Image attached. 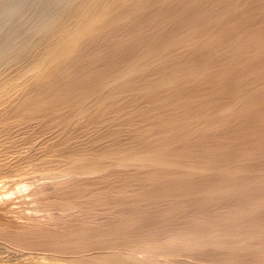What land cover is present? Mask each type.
<instances>
[{"label":"rangeland","instance_id":"rangeland-1","mask_svg":"<svg viewBox=\"0 0 264 264\" xmlns=\"http://www.w3.org/2000/svg\"><path fill=\"white\" fill-rule=\"evenodd\" d=\"M96 4L99 6L97 7ZM96 4L91 0H0V28L2 29H0V54L2 55V57L0 55V62L3 60L5 64L7 63V66L4 67L2 66L4 63H0V66L3 67L0 68V74L4 73L5 77L13 73L16 68L18 71H24L25 69L22 68H25L28 63L30 65L32 62L42 59L43 53L45 55L46 49H49L46 46H52L51 43H55L59 35L62 36L65 31L64 26L67 30L69 27L71 29L89 5L94 9L95 7L97 9L100 7L108 9L109 7V12L110 10L112 12L109 13L106 9L108 23L113 18L109 16H122L111 19L113 25L107 23L104 28H109L102 30L100 32L102 35L98 36L101 40L97 36L95 37L100 41H93L92 38L88 40L90 46L86 45L88 41L83 43L84 45L82 44L81 49L87 48V51L81 50L85 54L82 57L80 54L83 53L80 52L77 56L81 57L83 61L77 57L70 63V65L72 63L75 65L78 60L79 63L77 62L75 66L66 65L67 69H70L69 66L71 67L70 71L67 70L68 72L66 67H64L65 70L63 68L65 65L61 66L62 68L59 67V70H62L59 73L57 71L60 79L57 78L58 80L54 81L58 77L56 74L57 76L52 78L53 81L49 80L52 82L49 83L50 85L47 84L48 80L41 84H38V81L35 83L30 81V85L25 83L26 81H24L25 84L22 83L24 88H20V90L25 91H20L23 95L20 94L19 97H23L20 99L23 104L28 105L27 107L32 103L31 106L34 108L39 101L45 100L44 110L42 101V104L37 106V109H40L36 111H42L41 114H34L37 116L33 115V118H26L23 123L19 122L15 130L7 128L4 131L0 127V160L5 156V160H3L6 163L10 162V167L3 169L7 170L6 173H0V200L3 199L0 209L2 207L8 209V211L5 209L0 211V222L2 223L0 225H4L0 229V264H25L31 257L29 256L30 252H33L37 258L40 257L38 254L51 256V252H53L51 250H53V246L57 247V241L53 240L52 245L48 244L43 236L39 240L35 233L38 236L42 235L41 232L44 235L55 234L56 240H59L65 233L66 236H71L73 231L82 233L83 242L75 241L81 247H77L78 245L74 244V241H72V245L71 242L69 245L66 243V247H70L68 250L71 252L73 249V252H69L68 256L67 253L64 254L68 259H61L71 262L70 257H74V261L77 258L81 259L77 254L83 255V258H88L90 255L95 259L100 251V256L106 254L105 252L114 253V250L117 249L110 250V248H116L115 241L118 239H120L119 242H123L125 232H127L126 235L128 234L124 237L126 240L127 237L134 239L148 233V237L153 235L152 239L156 243L163 240V237L169 236L167 235L169 233L174 235L180 231H189L187 225L193 226L191 231H194L195 228V232H199L196 230L199 228H196L195 225L196 223L198 225L200 220L196 222L195 216L197 219H201V225L199 224L201 229L206 226V232L205 230L202 232L207 233L216 228L225 233L229 232L231 236L225 245L219 248L210 246L194 252L185 250V252L176 253V255L173 254L172 249L167 248L172 252L170 253L165 248L167 252L164 253H167V258H170L166 259L168 263L170 261L171 264H264V0H98ZM102 5L106 7H102ZM110 6L114 9H111ZM8 8H10V12L3 13L4 9ZM97 9L96 11H99ZM69 23L72 26H69L71 25ZM61 30L64 31L61 32ZM51 37L53 38L51 39ZM54 38L57 40L55 41ZM29 40H33L35 44ZM90 40L95 43L93 44ZM27 42L31 43L33 47L31 44L30 48L29 44L25 45ZM23 46L25 50L23 48L21 51ZM12 48L13 53L11 52ZM19 48L21 49L17 50ZM12 55L18 57L14 59ZM135 61L136 64L143 62L146 67L143 63L142 65L138 63L137 66H140L137 68ZM132 62L134 63L132 64ZM140 67L143 69L138 70ZM127 68L129 71L126 70ZM63 70L67 73H64ZM125 70L130 74L121 78L120 75L124 74ZM3 76L1 77L4 78ZM115 77H118V81ZM114 78L115 81H113ZM101 83L102 86H100ZM108 83L110 85L113 83L112 88L108 87ZM64 89L67 90L64 91ZM91 91L96 92H92L89 96ZM83 94L88 95L83 96L84 100L76 99V101H80L77 103L82 105L81 110L83 111H79L81 107L76 108L75 106L78 104L74 106L75 95L78 98V95ZM106 94H112L113 98L108 95V101L105 97ZM50 95H56L58 99L53 96L54 100H52L53 97L51 96L50 99ZM94 97L98 101L101 99L103 101L105 98V101H100L101 104L96 103L97 101L93 100ZM36 99L39 101L36 102ZM18 101L20 100L18 99ZM92 101L94 103H91ZM33 102L37 104H33ZM68 102H71L72 105H68L70 104ZM83 102L84 104H82ZM23 104H20L21 107H24ZM63 105L65 108L62 111L59 110ZM55 108H58L57 113L59 114L55 115L62 119L56 116L57 120L55 117L53 119L54 113L51 110L57 111ZM219 111L220 113H218ZM74 112L77 114L75 115ZM61 113L65 116H61ZM68 118L70 121L73 119L74 122L71 121L72 124L71 122L68 124ZM63 120L64 122L68 121L67 124L63 123ZM8 144H11L10 149ZM134 150L138 156L135 155ZM8 151L15 152L17 160L13 154L10 156ZM26 152L28 153L26 154ZM143 152L145 154L149 152V155L155 156L160 164L155 161L157 164L155 165L153 161L145 159L146 162H151L150 166L144 163L145 167L139 163L140 166H143L140 167L138 164L136 167L134 166L135 168L131 166L113 167V165L116 166V160L118 161L114 158L116 155H120L121 157L118 158L121 159L124 155L125 158L132 159L134 155L139 158L144 154ZM139 153L143 154L139 156ZM78 154L83 155L82 157L85 156L83 158L85 161H88L89 158L95 159H89L90 162L92 160L91 163L104 159L105 161L102 160V163L97 162V166H103L105 172L102 167H98L100 170L102 169V173H97L99 175L96 174V176L90 175V178L83 176L81 179L80 177L75 178L76 180L73 178L70 181L71 178L66 179L65 177L63 179L70 181L69 183L66 181L67 185L65 180L62 181V178L58 177V180L60 179L65 184L61 182V185L63 184L65 187H62L63 185L59 187L60 183L54 176L61 172L58 170L65 169L64 167L70 162L68 159L71 160V156L77 158ZM145 154L143 156L147 157L148 155ZM131 155L132 157H130ZM62 157H66V160H63ZM107 157L111 158L108 159L109 162L114 158L115 160H112L111 163H116L108 164ZM142 157L140 158L142 159ZM56 158H59L58 161ZM48 160L54 165L48 164ZM72 160H75V157ZM13 161L16 165H12ZM55 163L59 164L56 165L57 167L66 164L64 167L61 166V169L58 167L57 170ZM104 164L112 165L113 168L106 166V170ZM45 170H47L46 172L50 170L48 173L51 176L49 175V177L53 175L54 180L46 179ZM53 170L58 171L55 172L56 175L50 173ZM44 174L45 176H43ZM52 180L55 181L53 185L51 184ZM56 182L58 183L56 184ZM32 183L34 185H30ZM44 183L47 188L49 187L48 189H43ZM55 185L57 190L53 189V192L50 188ZM61 188L64 194L60 191ZM34 189L35 191L40 190L36 193ZM57 193L60 194L56 195ZM61 200L68 203L69 209L70 206H73L72 209L75 211L71 209L68 211L69 209L65 208L64 214L61 213L63 211L59 203ZM105 202H107L106 206L103 204ZM3 203L6 206H3ZM10 205L12 206L10 207ZM12 207H14L13 210ZM38 209L39 213H37ZM161 210L166 214L161 213ZM6 212L10 213L6 215ZM170 212H173L174 215L170 214L169 216ZM34 213L49 215V221L45 222L48 216L44 217L45 220H40L42 216L39 215V217ZM128 213H133L134 218L137 215L138 221L143 219V222L138 224L137 218L135 221L133 216ZM159 213L162 215L160 216ZM177 213L179 217H173V219L172 216H176ZM51 215L55 220L58 217V221L51 220ZM163 215L167 216L162 217ZM8 216L10 217L8 218ZM141 216L145 218H140ZM12 217H14L13 220ZM222 217L225 218L221 220ZM154 218H158V221L160 218V223L166 224L168 232L164 227L166 235L164 234L162 239L158 238H161L162 231L159 230L160 233L157 231L160 224ZM161 218H164L165 221H162ZM167 218L168 222H166ZM60 219L66 220L64 221L65 228ZM144 219H149L150 223L157 221L152 225L153 227L156 224L154 230H151V224ZM126 220H128L127 224ZM144 221L150 224L148 225L146 222L151 229ZM202 221L209 224H203ZM163 223L161 226H164ZM21 227L22 232L25 231L22 234L19 230ZM39 227L40 229H38ZM138 227L144 228L145 233ZM210 227L213 229L208 230ZM134 228L138 233L140 231L142 233L138 234ZM146 228L149 230L147 231ZM110 229L113 230V234ZM114 229L125 232L121 236V233L117 230L120 235L117 234ZM10 230L11 232H9ZM130 230L138 236L136 237L134 233L135 237H131L129 234L133 232L128 233ZM155 230L159 235L155 233ZM114 231L119 237L114 235ZM16 233L17 235H14ZM150 233L151 235H149ZM18 234L21 235L22 244L17 243V240L20 242V238L16 239ZM22 235L26 238H22ZM146 235L145 237H147ZM115 237L118 238L115 240ZM141 237L139 239L143 241L144 239ZM23 239L33 243L38 241L34 245L37 250L34 251L35 248H32L33 250L24 248V250L20 246L23 245ZM129 239L128 242L139 240ZM107 243H112L113 247H110L111 245L107 247L109 245ZM98 244L101 246L97 247ZM75 245L80 250L84 245L86 247L82 249L84 253L81 252L82 250H78L79 253L76 252L77 254L74 255L76 248L72 247L71 249V246ZM122 246H117L119 249L117 251H121ZM88 247L91 250L87 249ZM105 248L107 251L103 250ZM3 249L6 251L4 252ZM39 249L45 251L40 250V252ZM48 249H51V252ZM158 249L156 250L159 251ZM162 249L165 251L164 248ZM162 249L160 248L158 254L155 252L156 250L152 251L153 255L156 253L159 256L156 260L161 258ZM117 251L116 253H118ZM124 253L126 252L121 251L122 255ZM170 254L175 256L169 257ZM157 255L153 258L158 257ZM91 257L89 259L92 260ZM164 257L166 256H162L160 260H164Z\"/></svg>","mask_w":264,"mask_h":264},{"label":"bare ground","instance_id":"bare-ground-1","mask_svg":"<svg viewBox=\"0 0 264 264\" xmlns=\"http://www.w3.org/2000/svg\"><path fill=\"white\" fill-rule=\"evenodd\" d=\"M92 1V3L94 2L95 4H96V2L98 1V0H91ZM96 1V2H95ZM100 1V0H99ZM102 1V0H101ZM91 4V3H90ZM92 5V4H91ZM91 5H89V7L85 10V12L83 13V15H82V17H79L78 19H77V21L76 20H74V21H76L74 24H73V26H72V24L71 23H69V24H71V25H69V26H72V28L70 29V27L68 28L69 30H67L66 28H64V27H66V26H64L63 27V29L65 30H61V32H63L64 31V33H62V36L61 35H57L58 36V38H57V36H56V38L58 39H56L55 40V38H54V40L56 41L55 43H51V45L52 46H46V48H49V49H46L47 51H46V54L44 55V51L42 52L43 53V58L42 59H38L37 61H35V62H32L31 61V59H30V61L32 62L30 65H29V63L27 64V66L25 67V68H22V69H25L24 71H18V69L16 68V70H14L13 71V73H11L9 76H6L5 77V75H4V73L1 75V76H3L4 78H2L1 76V79H0V127H1V129L2 130H6L7 128H13L14 130H15V128L18 126V124H19V122H21L22 121V123H23V121H26L25 119L26 118H33L32 116L34 115V114H37V113H42V111H36V110H39L40 108H38L37 109V106H38V104H42V102H43V110H44V104H46V103H44L45 102V100H41V101H39V100H37L36 99V102L37 101H39L38 102V104L37 103H35V102H33V104L35 103V104H37V106L36 105H34V106H36V107H32L31 105H32V103H31V105L29 104V107H27L25 104H23L22 103V98L21 97H19L20 96V94L21 95H23L21 92L22 91H25V90H23L22 89V91L20 90V88H24L23 86H22V83L23 84H25V83H27V84H29L30 85V81H34V83L36 82V81H38L39 83L38 84H41L42 82H44V81H53V79H54V76L57 74L58 75V77H56L55 79H54V81L58 78V79H60L61 77H59V71L61 72L62 70H59V67H61V66H63V65H65V66H63V68L64 67H66V65H70V63L71 62H73L77 57V59H80L81 60V57H79V56H77V55H79L80 54V52H82L81 50H86V49H81V46H83L84 44L83 43H85L86 41H88L89 39H92L93 38V41H100L101 40V38L100 37H98L99 36V34H101L100 32H102V30H107L108 28L106 27V28H104L106 25H107V23H108V20L106 19V17L108 16L107 15V12H106V9H107V7L106 6H104V5H102V7H106L105 9H101V7L100 8H98L97 9V7L99 6V5H97V7H95L94 5V7H95V9L91 6ZM108 6V5H107ZM112 6V5H111ZM110 6V7H111ZM113 7H111V9H112ZM96 9L97 10H99V11H96ZM101 9V10H100ZM108 9H109V7H108ZM107 9V11L109 12V10ZM114 9V8H113ZM96 12H95V11ZM115 11V10H114ZM8 12H10V8H8L7 10H5L4 9V11H3V13H8ZM112 12V10H110V12L109 13H111ZM124 12V11H123ZM118 14V13H117ZM115 15H113V16H109V17H113V18H120V17H122V16H117V17H114ZM108 18V17H107ZM113 18H111V19H113ZM109 20L110 21V23H108V25H113V24H111V21H113V20ZM115 19V20H116ZM117 21V20H116ZM113 23V22H112ZM62 25V24H61ZM60 25V26H61ZM65 25V24H64ZM3 26V25H2ZM56 26V25H55ZM57 28H58V24H57ZM61 28V27H60ZM1 29V28H0ZM2 30V29H1ZM67 30V31H66ZM61 32H60V34H61ZM104 32V31H103ZM1 34V33H0ZM102 35V34H101ZM61 36V37H60ZM97 36V38H100V40L98 39V40H96L97 38H95ZM55 37V36H54ZM60 37V38H59ZM53 37H51V39H52ZM95 39V40H94ZM31 40V39H30ZM29 40V42H31L32 43V41H30ZM92 43H93V41L92 40H90ZM50 42H51V40H50ZM14 43H16L15 41H14ZM31 43H25V45L26 44H29L28 46H29V48H30V44ZM33 43L35 44V42L33 41ZM95 43V42H94ZM93 43V44H94ZM83 44V45H82ZM89 45L90 46V43H89V41H88V43H86V45ZM97 44V43H96ZM99 44V43H98ZM47 45H49V43H47ZM92 45V44H91ZM14 46V45H13ZM17 46V45H16ZM28 46H25V47H28ZM31 46H32V44H31ZM9 47V46H8ZM33 47V46H32ZM86 47V46H85ZM23 48H24V46L22 47V49L21 48H19V49H17V50H20L21 49V51L23 50ZM82 48H84V47H82ZM92 48H94V46H92ZM91 48V49H92ZM11 49V48H10ZM28 49V48H27ZM90 49V48H89ZM88 49V50H89ZM4 50H6V49H4ZM8 50V49H7ZM12 50H13V48H12ZM11 50V52L13 53L14 52V50L12 51ZM16 49H15V51H17ZM24 50H25V48H24ZM20 51V52H21ZM87 51V50H86ZM90 51V50H89ZM94 51V50H93ZM92 51V52H93ZM20 52L17 54L18 56H19V54H20ZM17 53V52H16ZM39 53V52H38ZM83 53V52H82ZM21 54H22V52H21ZM85 54V52L83 53V54H80V55H82V57H83V55ZM1 55V54H0ZM10 55V54H9ZM88 55V54H87ZM13 56V55H12ZM18 56H13L14 57V59H16L15 57H18ZM40 56V55H39ZM39 56H37V58H40ZM86 56V55H85ZM98 56V55H97ZM1 57H2V55H1ZM1 57H0V59H1ZM6 57H7V55H6ZM11 57V56H10ZM13 57H11V58H13ZM21 57V56H20ZM35 57V56H34ZM9 58V57H8ZM93 58V57H92ZM3 59V58H2ZM19 59V58H18ZM35 60H36V58H34ZM86 59V58H85ZM85 59H84V61H85ZM33 60V59H32ZM79 60V61H80ZM95 60V59H94ZM1 61V60H0ZM29 61V62H30ZM77 62H78V60H76ZM81 61H83V60H81ZM89 61V60H88ZM93 61V60H92ZM18 62V61H17ZM76 62V63H77ZM91 62V61H90ZM141 62V61H140ZM1 64H3L4 62H3V60H2V62H0ZM9 63V62H8ZM13 63V62H12ZM75 63V62H74ZM76 63H75V65H76ZM79 63V62H78ZM134 62H132V64H133ZM139 62H137V64H138ZM143 63V62H142ZM142 63H139L140 65H142ZM7 64V63H6ZM5 63L2 65L3 67L6 65ZM16 64V63H15ZM129 64V63H128ZM132 64H130V65H132ZM135 64H136V61H135ZM137 64H136V67L137 68H139V66L140 65H138L137 66ZM144 64V63H143ZM9 65H11V64H9ZM21 65V64H20ZM19 65V66H20ZM71 65H74L73 63L71 64ZM70 65V66H71ZM74 65V66H75ZM88 65V64H87ZM145 65V64H144ZM7 66V65H6ZM16 66V65H15ZM23 66V65H22ZM69 66V68L71 69V67ZM85 66V65H84ZM129 66V65H128ZM3 67H1L0 66V68H3ZM17 67V66H16ZM78 67V66H77ZM141 67H143V66H141ZM140 67V69H138V70H142L143 68H141ZM145 67H146V65H145ZM6 68V67H5ZM62 68V67H61ZM82 68V67H81ZM137 68H134L135 70H137ZM70 69H67V67H66V71L68 70V71H70ZM75 69V68H74ZM133 69V70H134ZM20 70H21V68H20ZM64 70H65V68H64ZM64 70H63V72H64ZM123 70V69H122ZM122 70H121V73H122ZM126 70H128V68L126 69ZM126 70L123 72L124 74H122V75H120L121 76V78L122 77H124V76H127V75H129L130 74V72H132V69H130V67H129V70H131L129 73L128 72H126ZM128 70V71H129ZM3 71V70H2ZM8 71V70H7ZM6 71V72H7ZM12 71V70H11ZM57 71H58V73H57ZM64 72V73H67V72ZM82 71V70H81ZM1 72V71H0ZM63 72L61 73L62 75H63ZM72 72V71H71ZM70 73V72H69ZM120 73V72H119ZM118 73V74H119ZM7 74H8V72H7ZM6 74V75H7ZM60 74V75H61ZM56 75V76H57ZM67 76L68 75H70V74H66ZM66 75H64V77H66ZM81 75V74H80ZM117 75V74H116ZM76 76H78V75H76ZM63 77V76H62ZM98 77V76H97ZM119 77V76H118ZM118 77H115L116 78V80H117V78ZM51 78V79H50ZM53 78V79H52ZM68 78V77H67ZM115 78H114V80L113 81H115ZM57 79V80H58ZM98 79V78H97ZM102 79V78H101ZM120 79V78H119ZM56 80V81H57ZM61 80H63V79H61ZM65 80V79H64ZM69 80V79H68ZM99 80V79H98ZM110 80V79H109ZM112 80H111V82H112ZM24 81H26L25 83H24ZM48 82L47 84H49V83H52V82ZM75 81V80H74ZM100 81V80H99ZM118 81V80H117ZM116 81V82H117ZM34 83H31V84H34ZM46 83V82H45ZM103 83V82H102ZM101 83V85L100 86H102L103 84ZM109 83H110V81H109ZM108 83V87H111L112 85H113V83L110 85ZM26 84V85H27ZM46 84V85H47ZM90 84H91V82H90ZM50 85V84H49ZM53 85V84H52ZM55 85V84H54ZM98 85V84H97ZM22 86V87H21ZM62 86H64L63 84H62ZM92 86H93V84H92ZM99 86V85H98ZM104 86H105V84H104ZM103 86V87H104ZM107 86V85H106ZM26 87V86H25ZM44 87H45V84H44ZM43 87V88H44ZM47 88H49V87H47ZM62 88V87H61ZM112 88V87H111ZM255 88V87H254ZM27 89V88H26ZM46 89V88H45ZM51 89V88H50ZM92 89V88H91ZM95 89H98V88H95ZM100 89V88H99ZM106 89V88H105ZM59 90V89H58ZM67 90V89H66ZM65 89H64V91H66ZM71 90V89H70ZM21 91V92H20ZM28 91V90H27ZM34 91V90H33ZM60 91V90H59ZM88 91V90H87ZM92 92H96V91H91V93H90V95L89 96H91V94H92ZM30 93V92H29ZM55 94V93H54ZM61 94V93H60ZM69 94V93H68ZM86 94H88V93H86ZM94 94V93H93ZM26 95V94H25ZM59 95V94H58ZM62 95V94H61ZM61 95H59V96H61ZM73 95V94H72ZM85 94H83V95H78V98L76 97V95H75V101H76V99H79V100H81V99H83L85 96H88V95H85ZM107 95V94H106ZM108 95H110V94H108ZM108 95L107 96H105V97H107L106 99H108ZM112 95V94H111ZM111 95L109 96V97H111ZM52 95H50V99L53 97V96H55V98H57V96L56 95H53L52 97H51ZM80 96V97H79ZM84 96V97H83ZM95 96V95H94ZM98 96V95H97ZM96 96V97H97ZM103 96V95H102ZM96 97H94L95 99H93L94 101L96 100L97 102L96 103H100V101L101 102H104L105 100V98L103 99V101H102V99L100 100V101H98L97 99H96ZM99 97V96H98ZM104 97V96H103ZM21 98V99H20ZM42 97H40L39 99H41ZM101 98V97H100ZM100 98H98V99H100ZM111 98H113V96L111 97ZM18 99L20 100V101H18ZM43 99V98H42ZM46 99V98H45ZM58 99V98H57ZM63 99V98H62ZM24 100H25V98H24ZM52 100H54V97H53V99ZM78 100V101H79ZM84 100V99H83ZM33 101V100H32ZM47 101V100H46ZM56 101V100H55ZM62 101V100H61ZM67 101V100H66ZM71 101V100H70ZM73 101V100H72ZM75 101H73L74 103H75ZM78 101H76V103L74 104V106L76 105V104H78L77 102ZM94 101H92L91 103H94ZM108 101H109V99H108ZM21 102V103H20ZM80 102V101H79ZM86 102V101H85ZM18 103H20V104H23L24 105V107H21L22 105H20V104H18ZM24 103H25V101H24ZM48 103H50V101L49 102H47V104ZM61 103V102H60ZM64 103V102H63ZM68 103H70V104H68ZM67 104L68 105H72L71 104V102H68ZM96 103H95V105H96ZM53 104V103H52ZM62 104V103H61ZM67 104H64L65 106L67 105ZM82 104H84V102L82 103ZM89 104V103H88ZM101 104V103H100ZM49 105V104H48ZM58 105V104H57ZM63 105V107H61V109H59V110H63V108H65V106ZM67 105V106H68ZM40 106V105H39ZM79 106L81 107L80 108V110L79 111H83V110H81L82 109V105L79 103L78 104V106H75L76 108L78 107L79 108ZM88 106V105H87ZM97 106V105H96ZM49 107V106H48ZM52 107V106H51ZM69 107V106H68ZM91 107H93V106H91ZM97 107H99V106H97ZM228 107V106H227ZM233 107V106H232ZM42 108H41V110H42ZM46 108H47V105H46ZM53 108V107H52ZM59 108V107H58ZM58 108H55V110L57 109V111H55V112H53V109L51 110L52 111V113H54V115H53V119H54V117L56 116L55 114H57V115H59L57 112H58ZM73 108V107H72ZM231 108V107H230ZM229 108V109H230ZM50 109V108H49ZM48 109V110H49ZM68 109V108H67ZM90 109V108H89ZM226 109V108H225ZM225 109H223V110H225ZM46 110V109H45ZM76 110V109H75ZM92 110V109H91ZM223 110H222V112H223ZM50 111V110H49ZM50 111V112H51ZM95 111V110H94ZM43 112H45V111H43ZM65 112V111H64ZM86 113L88 112V111H85ZM84 112V113H85ZM227 112V111H226ZM40 113V114H41ZM45 113H47V112H45ZM85 113V114H86ZM218 113H220V111L218 112ZM62 115L61 116H63V113H61ZM74 114L76 115L77 113L76 112H74ZM84 114V115H85ZM93 114V113H92ZM39 115V114H38ZM35 116V115H34ZM37 116V115H36ZM35 116V117H36ZM51 116V115H50ZM65 116V115H64ZM63 116V117H64ZM74 116V115H73ZM86 116V115H85ZM52 117V116H51ZM56 117H60V116H56ZM55 117V118H56ZM69 117V116H68ZM76 118H77V116H75ZM75 117H74V119H75ZM39 118V117H38ZM37 118V119H38ZM61 119H62V117H60ZM69 118H72L71 116L69 117ZM68 118V119H69ZM24 119V120H23ZM35 119V118H34ZM79 119V118H78ZM77 119V120H78ZM40 120H42V119H40ZM51 120V119H50ZM55 120H57V118L55 119ZM60 120V119H59ZM27 121H28V119H27ZM34 121V120H33ZM39 121V120H38ZM44 121H45V119H44ZM69 121V122H68ZM67 122H68V124L72 121V122H74V120L72 119L71 121H70V119L68 120ZM79 121V120H78ZM81 121V120H80ZM41 122V121H40ZM56 122V121H55ZM67 122L65 121L64 122V120H63V123H66L67 124ZM72 122H71V124H72ZM75 122H76V120H75ZM51 123H52V121H51ZM25 124V123H24ZM40 124V123H39ZM58 124V123H57ZM61 124V123H60ZM44 125V124H43ZM20 127V126H19ZM21 128V127H20ZM1 129H0V131H1ZM12 129V130H13ZM5 133H7V132H5ZM4 134V133H3ZM10 134V133H9ZM11 135V134H10ZM2 136V135H1ZM9 136V135H8ZM18 136V135H17ZM3 137V136H2ZM1 137V138H2ZM11 138H12V136H11ZM3 139V138H2ZM1 139V140H2ZM7 141V140H6ZM9 143V142H8ZM12 143V142H11ZM9 145V144H8ZM11 145V144H10ZM10 145L8 146L9 147V149H10ZM14 147V146H13ZM15 147H16V145H15ZM7 148V147H6ZM1 149V148H0ZM19 149V148H18ZM5 150V149H4ZM7 150H8V148H7ZM15 150V149H14ZM12 151V150H11ZM19 151V150H18ZM133 151V150H132ZM135 151V150H134ZM5 152V151H4ZM9 152V151H8ZM8 152H6V154L8 153ZM145 152V151H144ZM143 152V153H144ZM15 153V152H14ZM14 153H12V152H9V154H10V156L13 154L14 155ZM28 152H26V154H27ZM56 153V152H55ZM106 153V152H105ZM134 153H136L135 155L136 156H138V154H137V152L135 151ZM143 153H139V156L140 155H142ZM149 153V152H148ZM148 153H146L148 156L147 157H145V156H140V157H142V159L139 157H135V155L132 157V155L130 156V157H132V159L131 158H129V159H127V158H125L126 156L124 155L123 157H122V159L121 158H118L120 155H116L117 156V158H116V156L114 157L115 159H118V161L116 160V162H113V164L114 163H116V166L115 165H113L111 162H112V160H115L114 158H112V160L109 162V160L111 159V158H109V157H107V159H106V161L107 162H109L108 164H112L113 165V167L114 168H116V167H118V168H122V167H129V166H131V167H136V165H138L139 163L141 164H143L144 165V163H146V164H149V166H150V163L151 162H146L145 161V159H147V161L149 160V161H153L154 163L153 164H155V165H157L158 163L160 164V162L158 161V160H156L155 158V156H151V155H149ZM5 154V155H6ZM39 154V153H38ZM45 154V153H44ZM49 154V153H48ZM57 154V153H56ZM99 154V153H98ZM109 154V153H108ZM116 154V153H115ZM131 154V153H130ZM145 154V155H146ZM2 155V154H1ZM8 155V154H7ZM6 155V156H7ZM35 155V154H34ZM55 155V154H54ZM59 155V154H58ZM75 155V154H74ZM79 156H81L80 154H78ZM15 156H17L16 154L14 155V158H16V160H17V157H15ZM78 156V157H79ZM83 156V155H82ZM81 156V157H82ZM87 156V155H86ZM98 156V155H97ZM1 157H3V156H1ZM20 157V156H19ZM42 157V156H41ZM40 157V158H41ZM44 157H46V156H44ZM50 157V156H49ZM48 157V158H49ZM72 158H71V160H69L68 159V161H70L69 163H67V167L65 166V164H64V166L63 165H61V166H63L65 169H61L60 167L61 166H58L61 170H58L57 168V166L56 165H59V164H57V163H55V167H56V169L58 170V171H61L60 173H57L58 171H54L53 170V172L51 171L50 173L51 174H55L56 175V173H57V175L56 176H54V178L56 179V181L58 180V177H60V179L63 181V180H65V183H66V181H68V180H66V179H69V178H71L70 179V181L71 180H73V178H74V180H76L75 178H79L80 177V179H81V177H83V176H85L86 178L87 177H91L90 175H95L96 176V174L97 173H100L101 171H102V169H103V166H101L102 167V169L100 170L99 168H101V167H99V166H97V164L99 163V162H101L102 163V160L103 161H105L104 159H101L99 162H98V160H96L97 162H94V163H91L92 162V160H95V159H92V158H89V159H92L91 160V162L89 161V159H88V161L86 160H84L83 158H85V156L84 157H82V159H81V157H77L76 158V156H71ZM73 157H75V160H72L73 159ZM106 157V156H105ZM121 157V156H120ZM129 157V156H128ZM5 158V156L3 157V159ZM10 158H13V157H10ZM63 158V160L66 158H64V157H62ZM88 158V157H87ZM86 158V159H87ZM104 158V157H103ZM125 158V159H124ZM1 159V158H0ZM2 159V160H3ZM6 159H7V157H6ZM42 159V158H41ZM59 159V158H58ZM58 159L56 158V160L58 161ZM60 159H61V157H60ZM76 159H81V160H76ZM98 159V158H97ZM109 159V160H108ZM120 159V160H119ZM157 159H159V158H157ZM2 160H0V173H2V174H4V173H6V171L7 170H3V169H7V168H9L10 167V162L9 163H6V161H2ZM9 160V159H8ZM13 160V159H12ZM15 160V159H14ZM19 160V159H18ZM47 160V159H46ZM56 160H54V161H56ZM66 160V159H65ZM84 160V161H83ZM27 161V160H26ZM49 161V160H48ZM143 161V162H142ZM145 161V162H144ZM155 161H156V163H155ZM158 161V162H157ZM5 162V163H4ZM22 162V161H21ZM20 162V163H21ZM25 162V161H24ZM45 162V161H44ZM41 163V162H40ZM46 163V162H45ZM50 163V165H54L53 163H51V161H49L48 162V164ZM60 163V162H59ZM61 163H62V160H61ZM13 164H15L14 163V161H13V163H12V165ZM94 164H96V165H94ZM105 165L104 164V166H105V169L107 168L106 166H109V167H111V168H113L112 167V165ZM140 164H139V166H140ZM146 164L144 165L145 167H146ZM153 164L151 165V167L153 166ZM16 165V164H15ZM21 165V164H20ZM35 165V164H34ZM34 165H32V166H34ZM45 165V164H44ZM102 165V164H101ZM143 165H141V166H143ZM154 165V166H155ZM139 166H138V168H139ZM140 166V167H141ZM37 167H39V166H37ZM44 167V166H43ZM51 167H54V166H51ZM62 167V168H63ZM99 167V168H98ZM134 167V168H135ZM18 168V167H17ZM27 168V167H26ZM67 168V169H66ZM45 169V168H44ZM55 169V168H54ZM2 170V171H1ZM14 170V169H13ZM27 170V169H26ZM52 170V169H51ZM100 170V171H99ZM107 170V169H106ZM11 171V170H10ZM38 171V170H37ZM47 170H45V173H47L46 174V179H53V175H52V177H49V171L50 170H48V172H46ZM56 172V173H55ZM103 172H105V170L103 169ZM102 173V172H101ZM100 173V174H101ZM15 174V173H14ZM35 174V173H34ZM42 174H43V171L41 172V178H42ZM97 175H99V174H97ZM43 176H45V174L43 175ZM51 176V175H50ZM94 176V177H95ZM5 177H6V175H5ZM66 177V179H63V178H65ZM84 177V178H85ZM93 177V176H92ZM35 178V177H34ZM40 178V179H41ZM11 179V178H10ZM44 179H45V177H44ZM60 179L58 180V182L60 183L59 184V187H60V185H61V182L62 181H60ZM4 180V179H3ZM35 180V179H34ZM54 180V179H53ZM52 180V181H53ZM7 181V180H6ZM42 181H45V180H43L42 179ZM48 181V180H47ZM70 181H68L67 183H69ZM39 182V181H38ZM54 182L55 181H53L51 184L53 185L54 184ZM58 182H56V184L58 183ZM74 182V181H73ZM37 183V182H36ZM41 183V182H40ZM63 184H64V182H62ZM67 183H66V185H67ZM45 184V183H44ZM49 184V183H48ZM62 184V185H63ZM26 185V184H25ZM30 185H34L33 183L32 184H30ZM29 185V186H30ZM36 185V184H35ZM43 185V184H42ZM50 185V184H49ZM51 185V186H52ZM61 185V186H62ZM65 185V184H64ZM62 186V187H65V186ZM44 186V188L43 189H48L47 188V186H46V184L45 185H43ZM33 187V186H32ZM31 187V188H32ZM36 187V186H35ZM17 188V187H16ZM20 188V187H19ZM21 188H24V187H21ZM27 188V187H26ZM30 189V188H29ZM33 189V188H32ZM52 191H53V189H56V185H55V187L53 186V188H50ZM63 189H65V188H63ZM68 189V188H67ZM16 190H18V189H16ZM19 190H22V189H19ZM38 190H40V189H37L36 191H35V189H34V192H36L37 193V191ZM57 190V189H56ZM11 191V190H10ZM25 191V190H24ZM30 191H32V190H30ZM44 191V190H43ZM45 191H47V190H45ZM51 191V192H52ZM60 191H62V188H61V190ZM12 192H13V190H12ZM14 192H15V190H14ZM18 192V191H17ZM33 192V193H34ZM54 192V191H53ZM64 191H62V193H63ZM5 193V192H4ZM7 193V192H6ZM8 193H10V192H8ZM7 193V194H8ZM68 193V192H67ZM30 194V193H29ZM35 194V193H34ZM54 194V193H53ZM60 194V193H59ZM58 193L56 194V195H59ZM64 194V193H63ZM63 194H61V195H63ZM23 195V194H22ZM32 195V194H31ZM55 195V196H56ZM8 196V195H7ZM15 196H17V195H15ZM19 196V195H18ZM34 196V195H33ZM48 196V195H47ZM50 196V195H49ZM48 196V197H49ZM65 196V195H64ZM29 197V196H28ZM37 197V196H36ZM54 197V196H53ZM57 197V196H56ZM7 198V197H6ZM11 198V197H10ZM23 198V197H22ZM44 198V197H43ZM60 198V197H59ZM59 198H57V199H59ZM65 198V200H66V197H64ZM153 198V197H152ZM55 199V198H54ZM60 199H62V197L60 198ZM6 200V199H5ZM37 200V199H36ZM49 200V199H48ZM64 200V199H63ZM63 200H61V201H63ZM68 200V199H67ZM94 200V199H93ZM96 200V199H95ZM3 202V199H1L0 200V203L2 204V202ZM7 201V200H6ZM6 201H4V203L5 204H7L8 203V201H7V203H6ZM18 201V200H17ZM40 201V200H39ZM50 201V200H49ZM48 201V202H49ZM52 201V200H51ZM59 201V200H58ZM61 201L59 202L60 203V205H61V207H62V209L61 210H63V211H61V213H63L64 214V209L65 208H67V210L69 209V207H67V204L68 203H65L64 201H63V204H61ZM102 201V200H101ZM35 202V201H34ZM3 203V206L5 205ZM17 203V202H16ZM70 203H71V201H70ZM101 203V202H100ZM107 202H105V203H103L104 205L106 204ZM109 203V202H108ZM9 204V203H8ZM11 204V203H10ZM42 204V203H41ZM48 204V203H47ZM52 204V203H51ZM55 204V203H54ZM58 204V203H57ZM112 204V203H111ZM110 204V205H111ZM6 206V205H5ZM9 206V205H8ZM12 205H10V207H11ZM40 206V205H39ZM59 206V204L57 205V207ZM69 206V205H68ZM100 206H103V205H100ZM106 206V205H105ZM15 207V206H14ZM14 207H12V210H13V208ZM71 208V210H73L72 209V207L73 206H70ZM35 208V207H34ZM42 208V207H41ZM40 208V210H42ZM53 208V207H52ZM2 209H5L6 211H8V209H6V208H1L0 209V211L2 210ZM46 209V208H45ZM50 209V208H49ZM54 209V208H53ZM58 209V208H57ZM56 209V210H57ZM70 209L68 210V211H70ZM4 210V211H5ZM39 209H38V212L37 213H39V211H40ZM44 210V209H43ZM60 210V209H59ZM3 211V210H2ZM1 211V212H2ZM33 211V210H32ZM48 211V210H47ZM73 211H75V210H73ZM10 212H12V211H10ZM9 212V213H10ZM51 212V211H50ZM54 212V211H53ZM159 212V211H158ZM201 212V211H200ZM4 213V212H3ZM2 213V214H3ZM7 213V212H6ZM9 213H7L6 215H8ZM32 213V212H31ZM41 213H42V211H41ZM45 213V212H44ZM44 213H43V215L41 214H36V213H34V214H36L37 216H42L41 218H40V220H45L44 219V217L45 216H48V218L46 219V223H47V221H49L48 219H49V215H44ZM49 213V212H48ZM60 212H59V214H61ZM66 213H68L67 211H66ZM65 213V214H66ZM161 213H164V211L162 212V210H161ZM197 213H199V212H197ZM202 213V212H201ZM218 213V212H217ZM229 213H230V210H229ZM5 214V213H4ZM4 214H3V216H4ZM50 214V213H49ZM128 214H131V213H128ZM133 214V213H132ZM130 215V216H133V215ZM135 214V213H134ZM158 214V213H157ZM164 214H166V212L164 213ZM170 214H173V212L171 213H168V215L170 216ZM178 214V213H177ZM176 214V216H172V218L174 217H179V214L177 215ZM11 215V214H10ZM13 215H14V211H13ZM19 215V214H18ZM57 215V214H56ZM159 215L161 216L162 214H160L159 213ZM158 215V217H160ZM174 215V214H173ZM224 215V214H223ZM226 216H228L227 214H225ZM3 216H2V218H3ZM12 216V215H11ZM39 216V217H40ZM61 217H62V214L60 215ZM59 216V217H60ZM63 216H65V215H63ZM67 216V215H66ZM65 216V217H66ZM136 217L135 218H137V215H135ZM165 216H167V215H163L162 217H165ZM225 216V217H226ZM230 216V215H229ZM10 216H8V218H9ZM28 217V216H27ZM35 217V216H34ZM65 217H63L64 219H65ZM145 218L144 216H141L140 218ZM196 217V222L197 221H199L200 220V223H201V219L199 218V219H197V216H195ZM217 217V216H216ZM225 217H222L221 218V220H223V218H225ZM1 218V219H2ZM4 218H5V216H4ZM13 218L14 217H12V220H13ZM62 218V219H63ZM128 218V217H127ZM132 218H134V216L132 217ZM134 218V219H135ZM139 218V217H138ZM138 218H137V221H138ZM168 218H171V217H168ZM168 218L166 219V222H168L167 220H168ZM171 218V219H172ZM173 218V219H174ZM206 218V217H205ZM211 218V217H210ZM52 219H54L53 217H52V215H51V220ZM62 219H60V220H62ZM130 219V218H129ZM133 219V220H134ZM155 220H157L158 221V218H154ZM154 219H152L153 221H155ZM162 219V221H165V219L164 218H161ZM208 219V218H207ZM217 219V218H216ZM4 220V219H3ZM50 220V221H51ZM55 220V219H54ZM53 220V221H54ZM142 222H143V219H140ZM144 220H147V219H144ZM206 220V219H205ZM213 220V219H212ZM211 220V221H212ZM55 221H58V217H56V220ZM63 221V220H62ZM61 221V222H62ZM64 221H66V220H64ZM64 221H63V227H64ZM125 221V220H124ZM127 221L128 220H126V224H127ZM135 221H136V219H135ZM141 221H138V224H139V222H141ZM148 222H149V219L147 220ZM146 221V222H147ZM151 221V220H150ZM156 221V222H157ZM209 221V220H208ZM15 222V221H14ZM29 222V221H28ZM35 222V221H34ZM37 222V221H36ZM38 222H40L39 220H38ZM130 222V221H129ZM128 222V224H130ZM145 221H144V223L147 225V223H146ZM156 222H154V223H156ZM193 222H194V220H193ZM203 222V221H202ZM210 222V221H209ZM1 223V222H0ZM41 223V222H40ZM66 223V222H65ZM150 223V222H149ZM148 223V225H150L151 227H152V225L154 224L152 221H151V223L149 224ZM158 223L160 224V228H158L157 229V231H158V233H160L159 232V230L160 231H162V233H160L161 235V238L160 237H158L157 235H159L157 232H156V230H155V233L157 234L156 236L159 238V239H162V237L164 236V234L166 235V232H168V230H167V227H165V225H164V223L163 222H161L160 223V218H159V221H158ZM163 223V225L164 226H161V224ZM199 222H198V225H197V223H196V225L194 224V223H192V224H194L195 225V227L196 228H199V229H196L197 231H199V232H195V228H194V231H191L190 229L191 228H193V226H189V225H187V228H189L188 230L189 231H186V230H184L183 232H181L180 230L182 229H180L179 231V233H175L174 235H173V233H171L172 235H170V233L169 234H167V235H169V236H166L165 238L163 237V240H159L158 238H155L156 240H159V242L157 241V243L155 242V240L154 239H152V236L149 238L148 237V233H147V231L149 230V228H148V230H147V228H146V233H147V237H145V235L143 236V234L140 236L141 237V239H144L143 241H141L139 238V236L135 233V232H137V227H136V231L135 232H133V231H128V233L130 232H133L132 234H129V235H131V237H135V235H136V237L137 238H134V239H136V240H138V241H129L128 242V237H127V240L126 239H124V237H126V236H128V234L126 235V233L127 232H125V231H123V232H121V231H119L118 229H114L116 232H117V230L121 233V236H122V233H124L125 232V236L123 237V242L122 241H120L121 242V244H119L118 245V243H120L119 242V240L120 239H118V241H115L118 237H119V235H120V233H118L117 232V234H119V235H117L116 234V232L114 231V235L116 236H118V237H115V242H116V245L119 247H121L122 245H124V246H122L123 247V249L121 250V251H125L126 253H124V255H122L121 254V251H117V250H119L118 249V247L115 245V242L113 243L114 245H115V247L116 248H110V250L111 249H117L116 251L118 252V253H116V251L114 250V253L112 252L111 253V251H110V253H107V252H105L106 254H104V255H99L100 254V252H99V254H97V255H99L98 256V258H96L97 257V255H96V257H95V259L94 258H92L90 255H89V257H91L92 258V260L91 259H89V257L88 258H83L82 256H81V254H77L76 252H78L79 253V251H81L82 249H85L86 247H84V245H82L83 247L81 248V250L80 249H78L77 247H81V245H78V243L77 242H75V241H79L80 243H81V241L83 242V240H82V237H81V235H82V233H79V232H77V233H74V231H73V234H71V236H66L65 234H63V235H61L62 237H60L58 234H59V231H58V236L60 237V239L58 240H56V235L55 234H53V235H47V234H43V232H41L42 233V235H40V236H38L37 235V233H35V236L36 237H38L39 238V240H41L40 239V237L41 236H43V239H46L45 241H46V243H48V244H51L52 242H53V240H55V242H56V244H57V247L56 248H54V246H53V250H51V251H53V252H51L49 249V252H51L52 253V255L51 256H49V252L48 253H46V254H48V256L47 255H44V254H38L39 253V251L40 250H42L43 252L45 251V250H43V249H39V251H38V253H36V254H38V255H40V257L38 256V258L36 257V255L33 253V252H30L29 253V256H31V257H29L28 258V260H27V262L25 263V264H71L72 262H76L77 264H167L168 262V260L166 261V259H170V258H167L168 257V254L166 255L164 252H167L166 250H168L167 248H170V250L173 252V254H175L176 255V253H180V252H185V250H188V252L189 251H197V250H201V249H203L204 250V248H208V247H210V246H212V247H214V248H219V247H222V246H224L225 245V243L227 242V240L229 239V237L231 236V234H229V232L227 233H225V232H222V231H220L219 229H216L215 227V229H213V228H209L208 230H210V229H213V230H211V231H209V232H207V233H205L206 232V226L205 225H203L204 223H206V222H203V226H205V228L203 227L202 229L200 228L201 226V224H200ZM2 224V223H1ZM25 224V223H24ZM42 224V223H41ZM59 224H60V222H59ZM144 224V226H146ZM158 224V225H159ZM188 224H191V223H188ZM200 224V225H199ZM206 224H209L208 222L206 223ZM211 224V223H210ZM147 225V227H150V226H148ZM156 225V224H155ZM155 225L152 227V229H151V227H150V229L151 230H154V227H155ZM168 225V224H167ZM1 226L2 225H0V229H2L3 227H4V225L2 226V228H1ZM10 226V225H9ZM24 226V225H23ZM51 226V225H50ZM142 226H143V223H142ZM189 226V227H188ZM198 226V227H197ZM200 226V227H199ZM208 226V225H207ZM11 227V226H10ZM161 227H162V230H161ZM166 228V232H165V228ZM9 228V227H8ZM27 228V227H26ZM44 228H46V227H44ZM65 228V227H64ZM69 228V227H68ZM67 228V229H68ZM115 228V227H114ZM139 228V227H138ZM156 228H157V226H156ZM164 228V229H163ZM175 228V227H174ZM6 229V228H5ZM11 229V228H10ZM38 229H40V227L38 228ZM42 229V228H41ZM46 229H48V228H46ZM45 229V230H46ZM133 229V230H134ZM140 230L142 229V231H143V229L144 228H139ZM9 230V229H8ZM20 230V232H21V234L22 233H24L25 231H23L22 232V227H21V229H19ZM19 230H16V232H19ZM24 230V229H23ZM36 230V229H35ZM139 230V231H140ZM163 230H164V232H163ZM201 230V231H200ZM202 230L204 231L205 230V232H202ZM5 231V230H4ZM12 231H13V229H12ZM44 231V230H43ZM47 231V230H46ZM84 231V230H83ZM104 231H105V229H104ZM110 231H111V229H110ZM126 231H127V229H126ZM9 232H11V230L9 231ZM31 232V231H30ZM29 232V233H30ZM34 232V231H33ZM45 232V231H44ZM49 232V231H48ZM48 232H46V233H48ZM87 232V231H86ZM112 232V234H113V230L111 231ZM141 232V231H140ZM139 232V233H140ZM144 233H145V231H143ZM153 232V231H152ZM170 232V231H169ZM178 232V231H177ZM13 233H14V231H13ZM39 233V232H38ZM56 233V232H55ZM84 233V232H83ZM134 233H135V235H134ZM138 233V232H137ZM138 233V234H139ZM142 233V232H141ZM140 233V234H141ZM154 233V234H155ZM3 234V233H2ZM6 234V233H5ZM12 234V233H11ZM88 234V233H87ZM92 234V233H91ZM94 234V233H93ZM98 234V233H97ZM105 234V233H104ZM14 235H17V233L16 234H14ZM19 236L18 237H16V239L17 238H20L19 240H20V242L17 240V243H21L22 242V240H21V235L20 234H18ZM99 235V234H98ZM132 235H134V236H132ZM149 235H151V233L149 234ZM13 236V235H12ZM23 236V235H22ZM33 236V235H32ZM101 236V235H100ZM107 236V235H106ZM121 236H120V238H121ZM15 237V236H14ZM59 237H57V238H59ZM147 238V240H145V238ZM12 238V237H11ZM10 238V239H11ZM22 238H26V237H22ZM34 238V237H33ZM42 238V237H41ZM80 238H81V240H80ZM85 238V237H84ZM105 238H107V237H105ZM105 238H104V240H105ZM42 239V240H43ZM98 239V238H97ZM111 239H112V237H111ZM122 239V238H121ZM130 239H132V238H130ZM129 239V240H130ZM134 239H132V240H134ZM13 240V239H12ZM26 240V239H25ZM35 240V239H34ZM85 240V239H84ZM9 241V240H8ZM27 241V242H26ZM26 241H24V239H23V245H20V246H22V248L24 249V248H29L28 250H33L32 248H35L36 246H34V245H36L37 243H38V241L37 240H35V241H37V243L36 242H29L28 240H26ZM72 241H74L73 243L75 244V243H77V245H75V246H71V249H72V247L75 249V252H74V255H75V253L77 254V255H79V257H81V259H76V261H74L75 259H73V258H69V259H72L71 260V262H70V260H69V262H66V260L64 259V260H62L61 258H66V259H68V257H65L66 255H64V254H66L67 253V256L71 253V252H73V249L71 250V252H70V250H68L69 248L68 247H66V243H68L67 245H69V243L71 242V245H72ZM88 241V240H87ZM92 241H94V240H92ZM91 241V242H92ZM108 241V240H107ZM106 241V242H107ZM140 241V242H139ZM14 242V241H13ZM24 242H25V244H24ZM54 242V243H55ZM105 242V241H104ZM109 242V241H108ZM4 243V242H3ZM17 243H15V244H17ZM27 243V244H26ZM88 243V242H87ZM22 244V243H21ZM84 244V243H83ZM99 244H101L100 242H99ZM97 245V247L98 246H101V245ZM103 244V243H102ZM107 244H109V245H107V247L108 246H110V247H113V245H112V243L110 244V243H107ZM24 245H26V247H24ZM52 245V244H51ZM54 245V244H53ZM89 245V244H88ZM103 245H105V244H103ZM38 246V245H37ZM48 246V245H47ZM77 246V247H76ZM86 246V245H85ZM2 247V246H1ZM6 247V246H5ZM12 247H15V246H12ZM16 247H18V246H16ZM90 247V246H89ZM87 248V249H90L91 250V248ZM94 247H96L95 245H94ZM93 247V248H94ZM97 247H96V250H97ZM106 247V248H107ZM172 247V248H171ZM8 248V247H7ZM19 249H21L20 247H18ZM45 248V247H44ZM103 248V247H102ZM102 248H100V249H102ZM106 248L105 249H103V250H106ZM157 248H159L158 250L160 251V248L162 249V248H164V250H165V248H166V250L165 251H163V249L161 250V251H163V253H164V255H163V253H161L162 255H161V258H162V256H166V257H164V260L162 259V261L160 260H156L157 258H159V256L157 255L158 253L157 252H159V251H157L156 249ZM17 249V248H16ZM23 249H21V250H23ZM108 249V248H107ZM11 250V249H10ZM9 250V251H10ZM15 250V249H14ZM25 250V249H24ZM28 250H27V253H28ZM37 250V248H35V250L34 251H36ZM48 250H46V251H48ZM79 250V251H78ZM109 250V249H108ZM155 251L156 253H154V255L156 254L158 257H156V258H153V257H155L154 255H153V252L152 251ZM170 250H168L170 253H172ZM174 250V251H173ZM3 251H4V249H3ZM6 251V250H5ZM4 251V252H5ZM87 251V250H86ZM107 251V250H106ZM16 252V251H15ZM41 252V251H40ZM70 252V253H69ZM81 252H83V250L81 251ZM80 252V253H81ZM187 252V251H186ZM20 253V252H19ZM50 253V254H51ZM84 253V252H83ZM87 253V252H86ZM159 253V254H160ZM73 254V253H72ZM117 254V255H116ZM118 254H121V255H118ZM43 257H42V256ZM152 255H153V257H152ZM172 254H170L169 255V257L171 256ZM175 255H172V256H175ZM26 256H27V254H26ZM120 256V257H119ZM3 257V256H2ZM78 257V256H77ZM22 258H23V255H22ZM21 258V259H22ZM27 258V257H26ZM5 259V258H4ZM94 259V260H93ZM25 260V259H24ZM4 261V260H3ZM159 261V262H158ZM166 261V262H165ZM79 262V263H78ZM2 263V262H1ZM76 263H74V264H76ZM169 263H170V261H169ZM168 263V264H169ZM7 264V263H6ZM171 264V263H170ZM217 264V263H216Z\"/></svg>","mask_w":264,"mask_h":264}]
</instances>
